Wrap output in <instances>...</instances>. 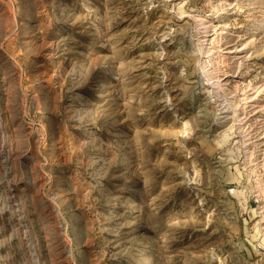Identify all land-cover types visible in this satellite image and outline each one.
Segmentation results:
<instances>
[{
    "label": "rangeland",
    "instance_id": "obj_1",
    "mask_svg": "<svg viewBox=\"0 0 264 264\" xmlns=\"http://www.w3.org/2000/svg\"><path fill=\"white\" fill-rule=\"evenodd\" d=\"M0 264H264V0H0Z\"/></svg>",
    "mask_w": 264,
    "mask_h": 264
}]
</instances>
